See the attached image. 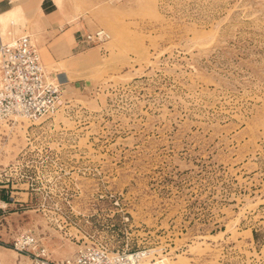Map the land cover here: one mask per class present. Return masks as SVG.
Wrapping results in <instances>:
<instances>
[{"label": "rangeland", "instance_id": "obj_1", "mask_svg": "<svg viewBox=\"0 0 264 264\" xmlns=\"http://www.w3.org/2000/svg\"><path fill=\"white\" fill-rule=\"evenodd\" d=\"M73 9L82 33H108L101 50L63 57L36 19L0 25L30 35L62 99L0 124V232L30 231L52 259L89 236L158 264H264V0Z\"/></svg>", "mask_w": 264, "mask_h": 264}, {"label": "built area", "instance_id": "obj_2", "mask_svg": "<svg viewBox=\"0 0 264 264\" xmlns=\"http://www.w3.org/2000/svg\"><path fill=\"white\" fill-rule=\"evenodd\" d=\"M11 25V24H10ZM0 42V124L17 121L35 124L57 113L62 106L60 84L45 75L37 48L29 34L6 33ZM109 40L108 33L96 28L80 34L78 43L100 50ZM2 203V202H1ZM3 207H0L1 213ZM7 233V232H5ZM74 253L50 258L47 249L30 231L5 238L0 232V246L11 249L30 264H158L148 248H115L105 242L91 241Z\"/></svg>", "mask_w": 264, "mask_h": 264}, {"label": "crops", "instance_id": "obj_3", "mask_svg": "<svg viewBox=\"0 0 264 264\" xmlns=\"http://www.w3.org/2000/svg\"><path fill=\"white\" fill-rule=\"evenodd\" d=\"M74 1L87 3L89 0H0V25L5 22L10 25L14 19L26 25L36 19V23L31 28H38L47 36L54 34L56 43L66 45L63 49V57H66L72 55L74 49L83 47L78 40L80 34L87 32L82 33L83 28L74 23L75 17H79L77 11L73 9ZM22 34L27 33L22 32ZM6 40L7 38L4 40L3 35L0 34V42L3 43ZM1 234L8 238L9 231ZM18 257L21 256L11 249L0 246V264H10L11 260Z\"/></svg>", "mask_w": 264, "mask_h": 264}, {"label": "trees", "instance_id": "obj_4", "mask_svg": "<svg viewBox=\"0 0 264 264\" xmlns=\"http://www.w3.org/2000/svg\"><path fill=\"white\" fill-rule=\"evenodd\" d=\"M1 198V197H0ZM3 200H5L6 201V199H5V197H4V199Z\"/></svg>", "mask_w": 264, "mask_h": 264}]
</instances>
